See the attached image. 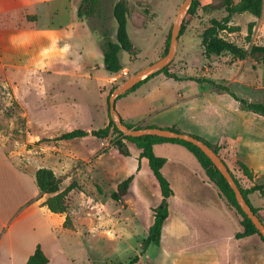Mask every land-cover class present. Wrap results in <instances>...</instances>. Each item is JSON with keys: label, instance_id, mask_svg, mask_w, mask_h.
Segmentation results:
<instances>
[{"label": "rangeland", "instance_id": "rangeland-1", "mask_svg": "<svg viewBox=\"0 0 264 264\" xmlns=\"http://www.w3.org/2000/svg\"><path fill=\"white\" fill-rule=\"evenodd\" d=\"M101 1L102 15L83 21L76 18V11L70 17L66 0L40 3L30 13L38 16L39 32L49 37L36 36L25 50H0L4 67L0 66V264H20L18 255H31L37 246L48 264L126 263L139 254L140 244L147 237L153 220L151 209L160 194L143 170L127 196L119 202L111 199L117 184L134 175L138 165L134 157H123L115 148L108 151L116 134L105 140L86 136L60 141L58 137L75 129H101L109 120L115 125L108 112L110 93L163 56L183 0H125L129 6L127 32L139 53L131 56L121 52L124 69L112 77L103 67L100 46L105 30L115 40L112 7L118 0ZM198 1L195 17L182 22L177 52L169 65L178 67V75L202 78L203 82L183 81L177 87L174 80L159 74L156 83L165 91V99L177 101L180 93L184 98L190 96L193 105L199 100L194 95L213 90L212 84L223 86L222 77L228 78L230 72L231 76L240 73L243 82L232 85L234 93L251 99L256 89L264 102L263 63L228 54L204 56L201 34L211 19H221L225 13L221 0ZM203 6L209 8L204 11ZM35 19L33 15L27 17L29 22ZM9 26L25 29L23 19L15 17ZM229 26L235 31L220 35L238 47L249 50L252 45L264 46V5L259 18L249 13L234 15ZM154 153L169 162L163 174L177 197L184 194L185 185H196L194 179L180 181L186 168L178 166L181 156L176 150L163 145ZM223 157L243 186L240 173L233 168L235 158ZM40 168L55 174L60 190L77 183L78 188L69 194L66 214H53L43 205L51 196L41 194L36 186L35 173ZM196 197L201 201L202 195L197 193ZM169 208L172 218L165 234L174 223V202ZM232 214L237 219L234 211ZM66 217L72 230L63 228ZM159 258L158 249L149 246L140 264H147V259L149 264L156 259L157 264Z\"/></svg>", "mask_w": 264, "mask_h": 264}, {"label": "crops", "instance_id": "crops-1", "mask_svg": "<svg viewBox=\"0 0 264 264\" xmlns=\"http://www.w3.org/2000/svg\"><path fill=\"white\" fill-rule=\"evenodd\" d=\"M57 1L59 0H0V50H25L36 36L49 37L39 32L38 16L30 13V9L40 3ZM77 1L66 0L70 17L75 14ZM32 15L36 16V19L29 22L27 17ZM14 17L23 19L25 29H10L9 23ZM64 43L67 44L66 41ZM0 66L4 69L1 64ZM171 72L178 78L193 77L178 75V67L173 68ZM240 75L238 73L231 76L229 72L228 78L222 77V85L230 90L234 84L241 86L243 82L239 79ZM156 76L149 78L134 91L116 101L115 108L121 120L132 127L154 125L163 129L174 128L181 133L200 137L212 145L225 142L226 146L220 149L221 158L224 159L223 155H227L240 160L253 173L254 182L259 183L264 175V118L240 110L230 95L225 92L217 93L214 89H204L194 95L199 100L193 105L189 103L190 96L184 98L180 93L177 101L169 102L165 99V91L158 87ZM183 81L186 80L175 81L178 83L177 87H180L179 82ZM247 87L250 89L248 85ZM255 91L254 96L246 100L262 102V96H258ZM137 108L141 110L138 111ZM126 145L130 151L129 157H134L139 164L133 184H136L138 175L143 170L147 171L152 183H156L147 160L139 158L140 150L131 143L126 142ZM163 145L176 150L181 156V159H178V166L186 169L185 178L180 177V181L194 179L196 185H185L183 195L177 197L174 194L168 200L169 206L174 202V223L169 226V232L165 234L166 225L172 218L169 208V215L161 231L163 240L160 239V246L157 247L160 254L157 264L159 262L160 264H264V246L261 242L253 237L236 239L235 235L241 231L238 220L220 198L214 186L206 180L195 158L184 147L171 143L157 144L154 146V151ZM111 149L112 146L108 151ZM181 160H184L183 164L179 162ZM168 163L166 159L163 169ZM241 179L243 188L252 185L248 180ZM197 193L202 195L201 201L195 199ZM247 198L251 206L259 210V215L264 221V194L254 192ZM151 224L150 222L148 228ZM29 256L30 254L26 256L19 254L20 264H25ZM152 264H156V259L152 260Z\"/></svg>", "mask_w": 264, "mask_h": 264}, {"label": "trees", "instance_id": "trees-1", "mask_svg": "<svg viewBox=\"0 0 264 264\" xmlns=\"http://www.w3.org/2000/svg\"><path fill=\"white\" fill-rule=\"evenodd\" d=\"M264 0H221V7L225 15L221 19H211L209 25L205 28L200 37V46L203 50L204 56L207 58L218 57L222 54H228L235 59L245 60L246 58L253 59L255 62L264 64V46L252 45L249 50H244L234 43L223 38L220 33L224 31H235L233 27L229 24L234 15H239L243 13H249L252 16L259 18L263 12ZM200 8V3L198 0H192L186 15L183 19L184 22L191 21L197 10ZM209 6H203L202 9L206 11ZM102 1L101 0H79L76 6V18L80 21L84 19L96 20L98 15H102ZM129 16V6L125 0H118L114 3L112 7V17L116 23L115 40H111L107 31L103 32V42L100 46L102 54L103 67L109 76H116L123 69L124 66L120 59V53L125 52L128 55L136 56L139 50L133 45L129 38L127 32V19ZM250 33V29L248 30ZM170 40V34L166 39L165 49L163 50V56L167 53L168 45ZM172 68L170 65L164 67L161 71L144 78L134 85L127 92L119 95L115 99L116 101L125 96L126 94L134 91L137 87L142 85L149 78H152L158 74H163L166 77L173 79L175 81H194L201 84L202 78L197 77H187L178 78L174 73L171 72ZM212 84L211 82H209ZM214 91L217 93L225 92L238 104L239 109L247 112H252L264 118V102H252L244 98L237 96L229 88L221 85L212 84ZM122 121V120H121ZM123 124H125L122 121ZM128 128H133L130 125L125 124ZM154 125L138 126L136 129L143 128H155ZM170 130L174 132L181 133L179 130L171 128ZM115 133L116 137L111 141V146L115 148L119 155L123 157H129L130 151L126 145V142L135 145L137 149L140 150L139 158H145L148 162V167L156 181L158 186L160 201L158 205L153 208L152 217L153 222L148 228V233L146 239L140 244L139 254L128 260L126 263L118 262L115 264H140V257L143 256L148 250L149 246H155L156 248L160 246L161 231L165 220L169 215V203L168 200L173 197V189L163 174V167L166 163V159L163 157L156 156L154 153V146L160 143H171L184 147L197 161L200 168L202 169L206 180L211 183L216 189L220 198L228 206L231 211L237 216L238 223L241 227V231L238 232L235 237L236 239L251 238L256 236L258 241L264 246V239L258 233L256 228L253 226L251 221L243 213L240 206L237 203L233 190L230 188L226 180L223 178L221 173L216 169V167L211 163V161L201 152L199 148L192 145L191 143L177 140V139H167L159 138L155 136H141L138 138L127 137L120 133L114 123L109 120L108 124L97 130L86 131L83 129H75L69 132H65L58 137L60 141H70L77 138H83L86 136H93L98 140H105L110 136V134ZM205 144H207L220 158V149L226 146V143L220 145H212L209 142L203 140L200 137L191 135ZM223 163L227 166L228 171L232 178L234 179L238 189L240 190L243 198L250 206L253 213L264 223L263 219L259 215V210L253 208L248 201L247 196L254 192L259 194H264V175L259 183L254 182L253 173L250 169L241 162L240 160H233V168L235 171L240 173L242 178L248 180L252 183L249 188H243V186L235 179L233 173L229 169V165L226 160L221 158ZM226 161V162H225ZM139 170V164L137 166ZM134 181V175H130L125 180L117 184L114 192L111 193V199L115 202H119L130 193L132 184ZM35 183L41 194L50 195L43 205L53 214H66L69 208L68 197L69 194L78 188L77 183L72 182L66 186L63 190H60L59 179L55 174L47 168H40L35 173ZM63 228L73 229L72 223L68 217L65 218L63 223ZM264 257V251H263ZM49 260L37 246L34 252L28 257L25 264H48ZM149 264V259L146 261Z\"/></svg>", "mask_w": 264, "mask_h": 264}, {"label": "water", "instance_id": "water-1", "mask_svg": "<svg viewBox=\"0 0 264 264\" xmlns=\"http://www.w3.org/2000/svg\"><path fill=\"white\" fill-rule=\"evenodd\" d=\"M191 1L192 0H183V2L181 3V5L179 6L176 12L171 28L167 53L157 61L149 64L145 68L134 73L131 77L123 81L122 84L117 89L113 90L110 93L108 99V112L110 117L115 121L116 129L124 136L133 137V138H138L141 136H155L159 138L177 139L191 143L192 145L199 148L201 152L211 161V163L221 173V175L226 180L230 188L233 190L235 198L241 210L251 221V223L256 228V230L261 235V237L264 239V223L253 213L250 206L243 198L234 179L230 175L227 166L207 144H205L201 140L189 134L174 132L170 129H163L158 127L143 128V129L128 128L125 124L122 123L121 118L115 108V99L117 96L127 92L144 78L161 71L164 67L168 66L173 61L177 52V42H178V36L181 29V25Z\"/></svg>", "mask_w": 264, "mask_h": 264}]
</instances>
